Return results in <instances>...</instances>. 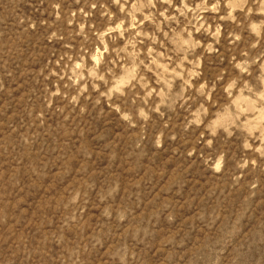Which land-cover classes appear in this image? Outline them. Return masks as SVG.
Listing matches in <instances>:
<instances>
[{"label":"rangeland","instance_id":"1","mask_svg":"<svg viewBox=\"0 0 264 264\" xmlns=\"http://www.w3.org/2000/svg\"><path fill=\"white\" fill-rule=\"evenodd\" d=\"M0 264H264V0H0Z\"/></svg>","mask_w":264,"mask_h":264}]
</instances>
